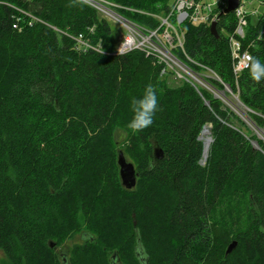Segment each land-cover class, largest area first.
Returning a JSON list of instances; mask_svg holds the SVG:
<instances>
[{
	"label": "trees",
	"instance_id": "trees-1",
	"mask_svg": "<svg viewBox=\"0 0 264 264\" xmlns=\"http://www.w3.org/2000/svg\"><path fill=\"white\" fill-rule=\"evenodd\" d=\"M108 1L151 29L159 26L151 15H166L172 5ZM69 3L0 0V250L8 262L264 264V142L205 88L183 79L169 85L171 73L138 50L115 54L109 21ZM232 14L219 15L217 36L184 22L183 51L217 76L205 79L209 86L237 96L264 134V81L256 84L248 69L232 71ZM251 19L244 46L264 63V36L256 40L264 11ZM80 35L89 48H79ZM149 84L160 110L133 134L131 100ZM206 126L212 141L203 159ZM114 127L127 134L131 190L119 179ZM77 231L82 240L62 263L55 248ZM233 241L221 253L218 245Z\"/></svg>",
	"mask_w": 264,
	"mask_h": 264
},
{
	"label": "built area",
	"instance_id": "built-area-1",
	"mask_svg": "<svg viewBox=\"0 0 264 264\" xmlns=\"http://www.w3.org/2000/svg\"><path fill=\"white\" fill-rule=\"evenodd\" d=\"M255 4L256 6L252 7ZM259 4H264V1L239 0L238 6L232 11L235 25L228 36V44L232 71L235 76L247 69L245 56L251 55L248 50L250 45L244 46L247 37L248 18L259 16H257V5ZM87 5L106 20L114 21L123 28L125 33L122 41L117 46L115 54L121 55L138 50L145 57L151 58L154 63L160 65L162 67L161 73L170 72L175 78L183 79L193 85L202 83L201 85L205 89H209L205 82L200 81L201 78L197 73L177 57L175 50L178 49L189 62L196 64L207 72L209 71L213 78L218 79L211 70L193 62L185 55L183 51L184 31L181 25L184 22H189L210 26L212 22H217L219 15L224 11L226 0H173L168 14L162 16L151 15L159 21V26L155 29L139 25L121 16L117 12L120 6L108 0H89ZM90 31L92 32V29ZM263 36L264 30L256 35V40H261ZM75 40L79 48L86 49L90 47L81 35Z\"/></svg>",
	"mask_w": 264,
	"mask_h": 264
},
{
	"label": "rangeland",
	"instance_id": "rangeland-1",
	"mask_svg": "<svg viewBox=\"0 0 264 264\" xmlns=\"http://www.w3.org/2000/svg\"><path fill=\"white\" fill-rule=\"evenodd\" d=\"M173 2V0H172ZM256 4L252 7H255ZM257 16L261 15L264 11V4H259L257 5ZM131 11H134L132 9H130ZM161 16V15H160ZM233 17V14H232ZM256 18V16L252 17V21H254ZM110 24V28H111V40L113 41L114 47L117 49V46L119 45V43L122 41L123 35H124V30L123 28L116 22L114 21H109ZM115 49V51H116ZM178 57V56H177ZM182 63H184L183 61H181ZM185 65H187L186 63H184ZM188 66V65H187ZM189 67V66H188ZM190 68V67H189ZM195 73H197V75L201 78V82H205L206 78H213L212 74L209 73V71H194ZM171 77L168 78V84L171 86H175L180 84V80L182 79H178L175 78L172 74L170 75ZM199 79V78H198ZM203 79V80H202ZM202 84V83H201ZM198 84L201 88L204 89V86ZM205 85H208L207 83ZM209 87V89H205L209 92H211L214 97L219 98L226 106H228L237 116H239L243 121L246 122V124L249 126L251 132L259 139L262 140L264 142V135L263 132L258 130L254 124L251 122V119L249 117V113L250 110L247 109L237 98V96L232 93V91L227 87L223 89L224 95L216 90L215 88L213 89L211 86H207ZM261 137L263 139H261ZM112 139L114 141L115 147H114V156H115V161L117 158L116 153L118 154L119 151L123 152L127 162H131V159L129 158L128 154L126 153V146H127V134L126 132L119 127H114L112 129ZM203 142V140H202ZM82 231L80 232H75V233H70L67 234L60 242H58V246H56L55 251L58 254V257L60 260H62V263L65 262L64 258L67 255L69 249L77 243H80L82 240V235H81ZM219 248H221V253H225L228 244L227 245H223L221 246L220 244L218 245ZM61 262V261H60ZM0 264H10L7 260V258L4 256V254L2 253V251L0 250Z\"/></svg>",
	"mask_w": 264,
	"mask_h": 264
},
{
	"label": "clouds",
	"instance_id": "clouds-1",
	"mask_svg": "<svg viewBox=\"0 0 264 264\" xmlns=\"http://www.w3.org/2000/svg\"><path fill=\"white\" fill-rule=\"evenodd\" d=\"M89 4V0H70L69 7H83ZM245 66L248 69L249 77L256 84L264 81V63L252 55L245 56ZM133 113L127 123V128L133 133H139L154 123V116L159 111V98L155 86H146L141 98H133L130 104Z\"/></svg>",
	"mask_w": 264,
	"mask_h": 264
},
{
	"label": "water",
	"instance_id": "water-1",
	"mask_svg": "<svg viewBox=\"0 0 264 264\" xmlns=\"http://www.w3.org/2000/svg\"><path fill=\"white\" fill-rule=\"evenodd\" d=\"M238 3H239V0H226V7L220 15L231 13L238 6ZM209 31H210L211 35L217 36L216 22H212L210 24ZM225 88H227V87H225ZM221 93L224 95L223 91ZM205 128L208 130V132L210 134L209 142L211 143V141H212V139H211V127L206 126ZM203 130H202L201 135H200V140H202ZM261 139H263V138L261 137ZM203 146H204V143H203ZM253 146H254V148H257V144L255 142L253 143ZM208 148H209V146H208ZM207 152H208V149H207ZM203 156H204V159H206L207 153L205 154V146L203 149ZM117 166H118V173H119V179L121 181V185L127 190L133 189L135 187V184H136L135 168L131 162H127L123 152H121V151H119L117 154ZM235 246H236V242L235 241L231 242L225 251V255H228L235 248Z\"/></svg>",
	"mask_w": 264,
	"mask_h": 264
},
{
	"label": "bare ground",
	"instance_id": "bare-ground-1",
	"mask_svg": "<svg viewBox=\"0 0 264 264\" xmlns=\"http://www.w3.org/2000/svg\"><path fill=\"white\" fill-rule=\"evenodd\" d=\"M202 140H203V143H204V146H205V154H206L207 153L208 146L210 144V142H209V140H210V134H209V132H208V130L206 128H204V130H203ZM203 159H204V156H203Z\"/></svg>",
	"mask_w": 264,
	"mask_h": 264
}]
</instances>
